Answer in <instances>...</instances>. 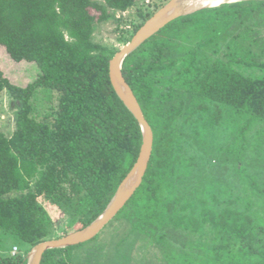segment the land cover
<instances>
[{
    "label": "trees",
    "instance_id": "obj_1",
    "mask_svg": "<svg viewBox=\"0 0 264 264\" xmlns=\"http://www.w3.org/2000/svg\"><path fill=\"white\" fill-rule=\"evenodd\" d=\"M167 1L0 0V45L38 69L20 86L0 68V94L15 106L13 131L0 130V228L26 246L0 264H26L34 244L88 225L134 164L141 129L109 78L119 48L93 34L136 6L126 43ZM122 72L153 131L142 182L107 223L116 220L107 243L97 240L106 224L40 264H105L110 243L116 263L264 264V0L170 21ZM40 91L54 101L37 118ZM49 210L68 217L61 234Z\"/></svg>",
    "mask_w": 264,
    "mask_h": 264
},
{
    "label": "water",
    "instance_id": "obj_2",
    "mask_svg": "<svg viewBox=\"0 0 264 264\" xmlns=\"http://www.w3.org/2000/svg\"><path fill=\"white\" fill-rule=\"evenodd\" d=\"M198 1L200 0H168L145 20L130 40L123 44L109 60L110 82L118 97L136 118L141 129L142 142L138 156L130 170L119 183L105 209L94 220L83 228L34 244L26 256V264H40L42 255L47 249L76 245L93 238L117 214L141 184L152 153L153 131L143 114L133 90L123 75V60L159 29L180 16L202 8L214 7L225 2L247 0H221V2L215 5H199Z\"/></svg>",
    "mask_w": 264,
    "mask_h": 264
},
{
    "label": "rangeland",
    "instance_id": "obj_3",
    "mask_svg": "<svg viewBox=\"0 0 264 264\" xmlns=\"http://www.w3.org/2000/svg\"><path fill=\"white\" fill-rule=\"evenodd\" d=\"M100 1V0H99ZM159 0H136L137 6L148 7L153 2H158ZM136 7V6H135ZM131 7L126 11H114L113 16L101 23H97L95 26L93 39L97 42L113 46L115 48H120L125 44L124 39L127 37V31L130 29V21L135 18L136 9ZM120 20V21H119ZM0 68L3 71L4 75L12 82L20 86H25L27 83L31 82L37 73V67L31 62L21 60H13L5 50L3 45H0ZM255 74H257L255 72ZM54 98L49 92L40 91L34 100V109L35 116L37 118L44 117L50 110L51 104H53ZM14 102L9 98L8 94L4 91L0 94V130L5 132L7 135H10L14 128ZM259 156V155H258ZM258 158V157H257ZM258 160V159H257ZM257 162V161H256ZM258 164L256 163L255 166ZM262 165L264 166V158ZM253 172L255 171V167ZM251 171V170H250ZM44 201L43 198L41 199ZM52 218L54 219L55 232L61 234L64 230L68 217H62L61 213L49 210ZM116 220L107 224V226L100 232V237L97 240H104L108 242L112 233V225ZM112 227V228H111ZM112 238V237H111ZM14 243L11 247V244ZM95 244L94 242H88L84 246H81L80 249L75 250L76 253H82L83 249L92 247ZM11 247V249H10ZM16 247V251L14 249ZM23 241L18 239L15 234L11 231H6L3 228H0V253H21L25 248ZM114 249L113 245H107V261L105 264H143L142 259H136L133 261H118L114 259L115 253H111ZM135 254V253H134ZM140 258L143 256L140 255ZM105 258V257H104ZM103 259V258H102ZM104 260V259H103ZM131 260V259H130ZM140 260V261H138Z\"/></svg>",
    "mask_w": 264,
    "mask_h": 264
},
{
    "label": "bare ground",
    "instance_id": "obj_4",
    "mask_svg": "<svg viewBox=\"0 0 264 264\" xmlns=\"http://www.w3.org/2000/svg\"><path fill=\"white\" fill-rule=\"evenodd\" d=\"M219 2H221V0H200V1H198L199 5H201V4L215 5V4H218Z\"/></svg>",
    "mask_w": 264,
    "mask_h": 264
},
{
    "label": "built area",
    "instance_id": "obj_5",
    "mask_svg": "<svg viewBox=\"0 0 264 264\" xmlns=\"http://www.w3.org/2000/svg\"><path fill=\"white\" fill-rule=\"evenodd\" d=\"M14 249H15V251H16V249H17V248H16V247H14ZM15 251H13V253H15Z\"/></svg>",
    "mask_w": 264,
    "mask_h": 264
}]
</instances>
